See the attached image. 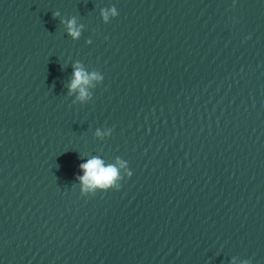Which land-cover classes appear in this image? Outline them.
Segmentation results:
<instances>
[{
	"label": "water",
	"instance_id": "obj_1",
	"mask_svg": "<svg viewBox=\"0 0 264 264\" xmlns=\"http://www.w3.org/2000/svg\"><path fill=\"white\" fill-rule=\"evenodd\" d=\"M77 64L102 77L84 101ZM93 157L125 162L119 190L82 192ZM244 261L264 264V0H0V264Z\"/></svg>",
	"mask_w": 264,
	"mask_h": 264
},
{
	"label": "clouds",
	"instance_id": "obj_2",
	"mask_svg": "<svg viewBox=\"0 0 264 264\" xmlns=\"http://www.w3.org/2000/svg\"><path fill=\"white\" fill-rule=\"evenodd\" d=\"M54 18L56 13L53 14ZM101 15L104 20L107 22L109 15L116 16L118 15L115 7L111 9H102ZM63 22V21H62ZM66 27L69 35L74 39L78 38L81 34V27L76 23V19L72 18L66 22ZM102 77L95 72L87 73L83 70L82 66L77 64L74 65L73 79L69 85V93L78 91V99L84 101L88 98L89 93L87 92V87L91 84L92 81L101 80ZM96 135L100 136L102 133L98 130ZM117 167L113 164L105 165V162L98 157H93L85 163L79 165L80 170L83 172L82 176H77L76 179L82 185V192L95 191L100 189L102 191H107L108 189L119 190L121 185L117 183L119 179H122L120 176V169L126 167L125 162L117 159ZM128 178L132 176V172H127ZM243 264H248L247 261H244Z\"/></svg>",
	"mask_w": 264,
	"mask_h": 264
}]
</instances>
